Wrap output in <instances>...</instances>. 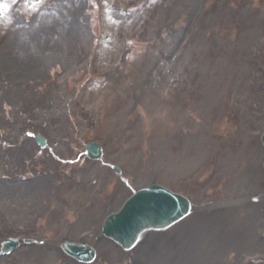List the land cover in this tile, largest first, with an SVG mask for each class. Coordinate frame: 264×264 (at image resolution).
I'll list each match as a JSON object with an SVG mask.
<instances>
[{
	"label": "rangeland",
	"instance_id": "374dc122",
	"mask_svg": "<svg viewBox=\"0 0 264 264\" xmlns=\"http://www.w3.org/2000/svg\"><path fill=\"white\" fill-rule=\"evenodd\" d=\"M144 1L125 28L103 20L97 48L98 20L91 3L70 5L79 10L78 39L66 35L64 40L63 18L58 17L59 32L23 67L15 60L26 47L24 31L0 22V175H39L46 165L71 179L87 174L89 183L98 180L93 191L105 200L100 219L154 182L206 205L168 231L147 233L132 252L113 250V262L101 252L94 264H243V257L256 253L264 259V173L250 168L252 189L244 186L249 172L230 185L232 165L253 159L260 148L264 158V86L257 93L253 89L264 83V0ZM70 9L65 11L69 18ZM22 14L28 12L19 18ZM129 31L135 42L126 47L122 40ZM228 107L235 111L234 122ZM30 128L44 131L60 159L51 149L36 151L35 139L25 134ZM93 139L104 146L102 162L81 154ZM22 140L27 143L19 145ZM77 156L80 160L71 164L69 159ZM115 164L123 168L124 180L114 174ZM7 184L0 183V242L23 235L51 241L20 249L1 262L76 264L66 254V261L49 256L47 246L60 249L58 242L69 232L79 240L96 219L81 221L86 212L65 226L38 221L34 213L40 215L45 204L37 212L26 206L33 185L25 191ZM53 198L50 191L47 209ZM89 242L99 249L98 237Z\"/></svg>",
	"mask_w": 264,
	"mask_h": 264
},
{
	"label": "bare ground",
	"instance_id": "6f19581e",
	"mask_svg": "<svg viewBox=\"0 0 264 264\" xmlns=\"http://www.w3.org/2000/svg\"><path fill=\"white\" fill-rule=\"evenodd\" d=\"M76 1H79V0H76ZM78 12H74V16L76 17H73L74 18V21L68 23V21H65L62 23V35L65 37L66 39V35H69V39L74 41L76 39H78L79 37V29H80V25L79 24V15L77 14ZM46 17V18H45ZM52 18H54L53 15H46L44 16V19L41 21V28H39L38 30H34V33H29L28 30H26L24 28V41L22 43H24V45L26 46L25 47V52H28V54H26V56H22L21 60L19 58H17L15 60V62L17 64H19L20 67H23L27 62H29L30 60H34V56H36V53H38L40 50H41V45L43 44L44 41H46V38L47 40L52 38L55 34L54 33H48L49 29H50V24H49V21L52 20ZM47 34L46 37H43ZM10 45V44H8ZM40 45V46H38ZM11 54V53H10ZM38 61L40 64H41V61H42V57L39 58ZM263 85V83L260 84V86ZM262 106H264V101L262 102ZM257 156V155H256ZM246 163V159L243 160L242 164L244 165ZM253 165V168L254 171H256L259 175L261 173H264V164H261L260 161H258L257 163H255V161L252 163ZM238 166V164L235 166V168ZM234 168V165L231 166L230 169H233ZM234 168V169H235ZM249 176L247 179H249L248 181V184L246 185L247 187L251 188V180H252V176H251V172L248 173ZM239 176V173H237L234 177H237ZM18 185H21V184H18ZM27 184L25 185H21L20 188H25ZM31 185H28V187H30ZM44 188V187H43ZM42 188V189H43ZM40 192L42 193V190H40ZM246 198L244 197L243 199H240L237 201V204H242L244 202ZM100 203H95L92 207H90V215L92 217H95V215L97 214V212L101 211L103 209L104 206H101ZM98 212V214H99ZM217 212V211H216ZM98 216V215H97ZM96 216V217H97ZM97 220V218H96ZM97 226V225H96ZM96 228H94L93 230H95ZM91 230V229H90ZM52 253H58L56 250H53Z\"/></svg>",
	"mask_w": 264,
	"mask_h": 264
},
{
	"label": "water",
	"instance_id": "95a60500",
	"mask_svg": "<svg viewBox=\"0 0 264 264\" xmlns=\"http://www.w3.org/2000/svg\"><path fill=\"white\" fill-rule=\"evenodd\" d=\"M90 148H91V154H92V156L100 155V148L98 147V145H96V144H91ZM140 201H141V196H140V195H137V196L135 197V200H134V201L129 202L128 205L126 206V208H125L123 211H121L120 213L117 214V216L119 217L118 220H119V221H124V220H126V218H125V214L128 212L130 206H131L133 203H135V202H140ZM186 213H187V209H186V211H184L183 214H186ZM113 217H114V216H113ZM121 217H122V219H121ZM113 222H114V221H113ZM154 224H155V223H154ZM152 225H153V222H152ZM106 231H107L108 234L114 236L115 238H117L118 240H120L121 242H123L126 246L130 245V242H131V241L127 242V241L125 240V237L121 234V231H119V229L116 228V226H115V227L113 226V227H110V228H109L108 226H106Z\"/></svg>",
	"mask_w": 264,
	"mask_h": 264
},
{
	"label": "snow or ice",
	"instance_id": "6c2138e0",
	"mask_svg": "<svg viewBox=\"0 0 264 264\" xmlns=\"http://www.w3.org/2000/svg\"><path fill=\"white\" fill-rule=\"evenodd\" d=\"M34 2H42V0H34Z\"/></svg>",
	"mask_w": 264,
	"mask_h": 264
}]
</instances>
